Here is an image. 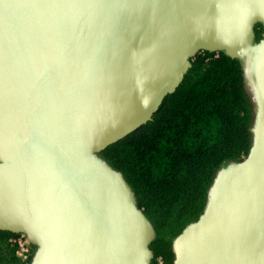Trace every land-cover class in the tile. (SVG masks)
Returning a JSON list of instances; mask_svg holds the SVG:
<instances>
[{
  "label": "water",
  "instance_id": "obj_1",
  "mask_svg": "<svg viewBox=\"0 0 264 264\" xmlns=\"http://www.w3.org/2000/svg\"><path fill=\"white\" fill-rule=\"evenodd\" d=\"M264 0H0V230L30 264H151L154 231L100 152L152 120L198 50L239 59L251 148L217 170L173 264H264Z\"/></svg>",
  "mask_w": 264,
  "mask_h": 264
},
{
  "label": "trees",
  "instance_id": "obj_2",
  "mask_svg": "<svg viewBox=\"0 0 264 264\" xmlns=\"http://www.w3.org/2000/svg\"><path fill=\"white\" fill-rule=\"evenodd\" d=\"M255 39L262 37L259 24ZM198 54L179 87L168 94L152 120L101 155L121 170L135 190L139 207L153 221L157 237L150 244L155 257L172 264L171 235L204 209L206 190L219 166L246 155L250 107L245 98L239 59L219 53ZM16 236L0 230V264H23L9 242Z\"/></svg>",
  "mask_w": 264,
  "mask_h": 264
},
{
  "label": "rangeland",
  "instance_id": "obj_3",
  "mask_svg": "<svg viewBox=\"0 0 264 264\" xmlns=\"http://www.w3.org/2000/svg\"><path fill=\"white\" fill-rule=\"evenodd\" d=\"M257 24H259L260 26H261V29H262V32H263V26L260 24V23H257ZM256 24V25H257ZM255 25V26H256ZM254 29H255V27H254ZM219 53H221L220 51H209V50H198V51H196L195 53H193L191 56H190V62H191V65H192V61H193V59L195 58V56L196 55H198V54H201V55H204V54H211L212 56H207L206 57V61H208V60H210L211 58H214V57H218V55H219ZM225 55V54H224ZM191 67V66H190ZM190 69V68H189ZM188 69V70H189ZM188 70H187V72H188ZM186 72V73H187ZM186 73H185V75H186ZM185 75H184V77H185ZM184 77H183V79H184ZM243 80V79H242ZM183 81V80H182ZM181 81V82H182ZM242 83H243V89H244V92H245V98H246V100H247V102H248V104H249V107H250V112H249V114H250V120H249V126H248V131H249V133H250V137H251V141H252V129H253V126H254V123H255V114H254V112H255V110H254V103H253V100H252V97H251V95L249 94V92H248V90L246 89V87L244 86V81H242ZM181 84V83H180ZM179 84V85H180ZM179 87V86H178ZM177 87V88H178ZM250 148H251V142H250V147H249V149H248V152H247V154L246 155H242L240 158H238V159H230V160H227L226 162H229V161H233V162H242V161H244L245 159H246V157L248 156V154H249V151H250ZM100 158H102L104 161H106L107 163H108V165H110L114 170H116L118 173H120L121 174V176L124 178V180L126 181V183L128 184V186H129V188H130V190L132 191V193H133V195H134V197H135V200H136V203H137V205H138V207H139V204H138V198H137V196H136V193H135V190L133 189V187L129 184V182L127 181V179H126V177H125V175L123 174V172L121 171V170H119V169H117V168H115V167H113L102 155H101V153H100ZM224 163H222L221 165H223ZM220 165V166H221ZM220 166H219V168H220ZM219 168H217L216 169V171H215V173H214V175H213V177H212V180H211V182L210 183H212V181H213V178H214V176H215V174H216V172H217V170L219 169ZM209 183V186H208V188H207V190H206V195H205V202L204 203H206V200H207V195H208V191H209V188H210V186H211V184ZM205 205V204H204ZM140 208V207H139ZM141 210H142V212L145 214V212L143 211V209L142 208H140ZM203 211V210H202ZM202 211H201V213L198 215V217L195 219V220H193V221H189L188 223H186L180 230H179V232H178V234H180L181 232H182V230L188 225V224H190L191 222H194V221H196L197 219H199L200 218V216H201V214H202ZM146 215V214H145ZM146 217L148 218V220H149V222L151 223V225H152V228H153V231H154V237H153V239H152V241L157 237V231H156V229H155V226H154V224H153V221L146 215ZM17 234V233H16ZM178 234H175V235H171L170 233H167V231L166 230H164L163 231V233H162V237L164 238V239H166V240H169L170 241V248H171V251H172V253H173V250H172V242H173V240L176 238V237H178ZM152 241H151V243H152ZM150 243V244H151ZM29 244H30V246H29V248H30V252H29V255H28V257L25 259V258H23L22 256H19L17 253H16V256L20 259V261L23 263V264H30L31 263V260H32V258H33V256L35 255V252H36V247L34 246V245H32L30 242H29ZM150 244H149V248H150ZM15 249H16V247H15ZM150 251H151V255H152V258H153V252H152V250L150 249ZM15 252H16V250H15ZM152 258H151V260H152ZM158 258H162V259H164V257L162 256V255H157L156 257H155V263H156V259H158ZM174 254H173V260H172V264L174 263Z\"/></svg>",
  "mask_w": 264,
  "mask_h": 264
},
{
  "label": "built area",
  "instance_id": "obj_4",
  "mask_svg": "<svg viewBox=\"0 0 264 264\" xmlns=\"http://www.w3.org/2000/svg\"><path fill=\"white\" fill-rule=\"evenodd\" d=\"M9 242L16 247V253L23 258H27L30 252L29 239L24 233H17L16 236L11 237ZM155 264H164L162 258L156 259Z\"/></svg>",
  "mask_w": 264,
  "mask_h": 264
}]
</instances>
